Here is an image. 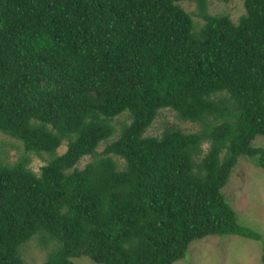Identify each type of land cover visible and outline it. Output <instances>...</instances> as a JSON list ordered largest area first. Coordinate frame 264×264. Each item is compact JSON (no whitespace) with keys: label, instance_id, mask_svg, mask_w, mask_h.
Segmentation results:
<instances>
[{"label":"trees","instance_id":"16d2710c","mask_svg":"<svg viewBox=\"0 0 264 264\" xmlns=\"http://www.w3.org/2000/svg\"><path fill=\"white\" fill-rule=\"evenodd\" d=\"M206 2L0 0V133L51 157L36 173L0 143V264L35 237L42 264H174L208 236L260 240L222 190L240 158L264 170V0L237 23ZM164 109L198 129L146 136Z\"/></svg>","mask_w":264,"mask_h":264},{"label":"rangeland","instance_id":"374dc122","mask_svg":"<svg viewBox=\"0 0 264 264\" xmlns=\"http://www.w3.org/2000/svg\"><path fill=\"white\" fill-rule=\"evenodd\" d=\"M206 9L210 15H227L232 22L237 23L244 14L243 0H206ZM181 7L193 17L195 26L202 24V20L194 15L197 13L195 3L183 2ZM129 123L127 114L116 117L112 124L115 135L108 141H114L118 137L123 125ZM166 128H176L184 133H192L198 129V125L180 120L174 111L164 109L159 111L151 126L147 129L146 136L158 137ZM3 141L2 150L7 153L6 161L10 164L16 162L24 154L28 160V167L38 173L40 168L51 159L49 155L41 157L24 152L19 141L10 140L0 133V143ZM11 143L12 145H10ZM107 143L101 144L97 152L103 151ZM255 145L264 146V137H258ZM206 148V145H203ZM66 151V142L57 149L56 154L61 155ZM89 157H84L77 165L78 169L90 162ZM120 165H122V162ZM225 199L236 211L239 222L258 232L259 241L249 240L238 236H208L192 242L185 257L174 264H262L264 249V170L254 166L248 159L240 158L233 170L226 186L223 188ZM35 237L24 245L21 250L23 264H42L48 251L41 246ZM75 264H95L87 257L75 258Z\"/></svg>","mask_w":264,"mask_h":264}]
</instances>
